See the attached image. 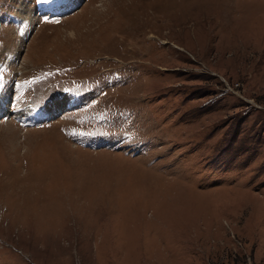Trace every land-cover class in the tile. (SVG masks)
Instances as JSON below:
<instances>
[{"label": "rangeland", "instance_id": "rangeland-1", "mask_svg": "<svg viewBox=\"0 0 264 264\" xmlns=\"http://www.w3.org/2000/svg\"><path fill=\"white\" fill-rule=\"evenodd\" d=\"M70 93L0 119V264H264V0H0L11 111Z\"/></svg>", "mask_w": 264, "mask_h": 264}, {"label": "bare ground", "instance_id": "bare-ground-1", "mask_svg": "<svg viewBox=\"0 0 264 264\" xmlns=\"http://www.w3.org/2000/svg\"><path fill=\"white\" fill-rule=\"evenodd\" d=\"M59 5L60 4L52 6V9L55 13L58 12V9L60 8ZM23 11L25 12V8H23ZM55 16H56V14H55ZM73 95H71V93H70V94H66V95L61 96L60 98L53 101L48 106L47 109L46 108H44V109L25 108V109H19L18 112L14 113L11 111V103H9V99L6 98L5 94H3V95H0V119L2 117H5V116L15 115L16 118L21 117V118H19L21 123L28 121L27 124H30V125H32V123H34V124L38 123L39 124V122H43L45 120H49L51 118L53 119V118L57 117L61 113L62 110L67 109L71 104H72L71 105V107H72L74 105L73 101L75 99V95L74 96ZM71 107H69V108L71 109ZM42 124H44V123H42ZM42 124H40V125H42ZM35 126H37V125H35Z\"/></svg>", "mask_w": 264, "mask_h": 264}]
</instances>
